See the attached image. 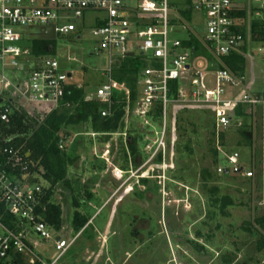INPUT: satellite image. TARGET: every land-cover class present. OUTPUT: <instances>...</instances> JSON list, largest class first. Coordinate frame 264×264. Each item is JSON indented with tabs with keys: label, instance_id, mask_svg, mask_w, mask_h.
Segmentation results:
<instances>
[{
	"label": "built area",
	"instance_id": "1",
	"mask_svg": "<svg viewBox=\"0 0 264 264\" xmlns=\"http://www.w3.org/2000/svg\"><path fill=\"white\" fill-rule=\"evenodd\" d=\"M89 11L105 13L93 34L99 39L100 49L110 56V65L93 99L106 105L101 111L104 117L112 116L114 105L125 101V128L113 134H120L127 143L130 117L146 124H150L149 119L162 123L160 135L146 145L149 157L142 159L143 163L166 162L170 133H176V118L182 109L211 110L220 132L229 131L235 118H242L237 116L240 106L245 113L249 107L254 115L258 107H264V89L254 88L252 51L257 45L264 58V0H0V201L13 217V226L0 218V264H57L78 236L64 238L62 229L57 231L45 221L39 208L46 187L36 181V176L42 175L30 172L29 162L36 163L26 160L28 153L22 154V143L16 142L19 134H5L1 124L11 122L22 101L40 115L60 108L72 84L73 73L69 76L57 58L37 56L31 46L23 44L29 38L23 28L45 26L68 34L78 29L79 21ZM195 11L204 22L203 32L190 23ZM254 21L259 22L256 38ZM183 30L186 37L180 36ZM193 37L201 43L200 48L185 43ZM200 51L214 59L211 65L215 69L205 70L201 62L196 64L193 57ZM137 52L143 56L151 53V65L139 71L133 99L129 85L114 77V63H122ZM234 52H242L250 60L243 73L225 66L223 57ZM210 74L215 78L213 87L207 80ZM223 156L229 164L218 165L220 173L255 177L256 169L240 164L238 151ZM114 174L123 177L124 171L116 169ZM34 233L54 241L60 250L56 258L49 261L41 256Z\"/></svg>",
	"mask_w": 264,
	"mask_h": 264
},
{
	"label": "rangeland",
	"instance_id": "2",
	"mask_svg": "<svg viewBox=\"0 0 264 264\" xmlns=\"http://www.w3.org/2000/svg\"><path fill=\"white\" fill-rule=\"evenodd\" d=\"M104 16L102 11H89L79 21L78 29L68 34H58L45 26L23 28L29 37L23 44L32 47L34 38L53 40L54 49L47 55L57 58L64 71L73 73L70 82L82 88L85 99L91 100L96 97L105 69L110 65L109 54L100 49L99 39L93 34ZM190 23L197 31L205 29L197 11ZM180 36L186 37V31ZM257 47L254 45L252 49L254 88L263 90L264 58ZM150 55L137 52L123 60L129 58L146 67L151 65ZM193 58L197 65L201 62L205 70L216 67L211 65L215 61L207 52L200 51ZM247 61L249 64L250 60ZM120 63L115 61V69ZM22 67L26 69V65ZM24 71L22 77H25ZM207 80L210 86H215L212 74ZM17 107L40 116L41 120L46 117L36 114L24 101ZM246 110L247 117L235 118L225 136V145H221L219 135L213 134L210 115L206 117L204 124L208 128L196 127L199 136L192 137L191 142L194 152L181 158L180 165L176 163L178 133L174 130L170 133L166 162L156 160L146 164L142 161L149 157L146 145L153 143L162 131L159 120L149 119L150 124H146L140 118L130 117L128 127L137 136L143 156L137 165L127 158L125 138L120 134L108 136L96 132L91 122L64 127L61 133L65 137L64 149L72 160L67 165V180L56 185L53 199L63 208L60 235L67 239L78 236L57 264H207L206 260L225 251L226 243L232 240L236 242L232 249L246 246L247 251H256L255 259L248 264H264V221L260 219L264 211L258 205L264 196V107H258L255 115L249 107ZM168 124L171 125L170 119ZM173 124L172 121V127ZM239 129L253 131L252 146L243 141ZM216 147L220 160L214 164L211 149ZM233 151L240 153V164L256 169L254 178L217 170L218 165L229 164L223 155ZM209 167L213 174L204 187L206 180L202 179V171ZM116 169L124 171L123 177L115 176ZM180 176L184 179L178 178ZM36 181L49 186L42 176H36ZM215 186H220L221 192H212ZM216 194H228L234 202L225 207L221 203L214 205L211 199ZM75 200L79 207L75 206ZM76 210L89 219L79 233L73 227ZM32 237L40 243L37 249L46 260L52 261L60 253L53 240H44L35 233ZM200 238L206 243L204 250L199 249ZM260 247L262 252H258ZM200 254H204V261H197L196 255ZM236 264H244V261H236Z\"/></svg>",
	"mask_w": 264,
	"mask_h": 264
},
{
	"label": "trees",
	"instance_id": "3",
	"mask_svg": "<svg viewBox=\"0 0 264 264\" xmlns=\"http://www.w3.org/2000/svg\"><path fill=\"white\" fill-rule=\"evenodd\" d=\"M186 15L190 17L189 12H186ZM252 27L253 34L255 35L256 32L259 31V22L254 21ZM185 43L195 45L197 48L201 47V43L196 37L187 40ZM32 49L33 53L37 55H47L53 51L54 42L49 38L34 39L32 41ZM223 61L225 66L234 72L243 73L246 70L247 59L242 52H234L225 56L223 57ZM142 68L143 67L136 61L128 58L122 61L114 72V77L117 80L126 82L129 85L133 99L137 96L138 74ZM173 87H176V83H173ZM68 103L69 105H67ZM105 106V104L98 100L85 99L83 89L79 88L76 84H71L61 107L47 113L43 120L39 118L40 116L29 114L25 110H15L11 116V122L9 124H1L5 134H19L16 142L18 144L22 143V154L25 155L28 153L29 155L26 157V160L36 163L32 165L29 162L30 172L41 173L42 177L49 182V186L45 188V195L42 199L39 212L45 221L57 231L63 228L64 219L62 205L55 202L53 199L55 187L59 183L67 180V165L68 162L72 160L69 154L66 153V150L60 147L64 137V134H61L62 130L69 125L91 122L96 132L106 133L108 136L113 133L122 132L125 128V101L118 102L114 105V113L112 116H102L101 111ZM209 115L213 120L211 124L213 134L219 135L221 145H225V136L228 131H217L216 119L211 110L182 109L178 112L176 119V131L178 133L176 140L177 165H180V159H183L187 153L192 154L194 152L191 142L193 139L192 137L199 136L196 127L199 125L207 129L208 126L204 124V121ZM237 116L242 118L247 117L243 106L237 109ZM238 133L246 144L250 146L253 145L254 133L252 130L247 131L239 129ZM123 145L125 146L127 158L129 160L131 159L132 162L137 165L142 154H140V149L138 147V138L131 130L129 131L127 143L123 141ZM211 151L214 155V164H216L220 160V152L217 147L211 149ZM159 160L161 159L159 158ZM211 169V167L204 168L202 171V179L206 180V182L203 183L204 187L208 186L207 182L212 177L213 173ZM178 178L184 179L182 176ZM211 191H215L216 193L221 192L220 186L213 187ZM211 200L214 205L221 203L223 207L234 202L228 194L221 196L217 195ZM75 206H80L76 200ZM222 212H225V210H222ZM0 218L8 225L13 226V217L9 211L5 209V205L1 201ZM88 222L89 219L86 215L78 210L74 212L73 227L78 233L86 227Z\"/></svg>",
	"mask_w": 264,
	"mask_h": 264
},
{
	"label": "crops",
	"instance_id": "4",
	"mask_svg": "<svg viewBox=\"0 0 264 264\" xmlns=\"http://www.w3.org/2000/svg\"><path fill=\"white\" fill-rule=\"evenodd\" d=\"M113 176H114V174H113ZM258 205L262 208L261 211H264V196L261 197ZM260 219H262L264 221V215L261 216ZM218 225H220V224L218 223L217 226ZM226 244H227L226 250L223 251L222 253H216L214 257L210 258V260H206V261H208L207 264H236V261H239V260L244 261V264H248L247 262H252L255 259L256 251L253 253L249 252V251H247L246 246L243 248L236 247L235 249H232L231 247L236 246L235 240H232L230 243H226ZM199 245H200L199 249L204 250L205 249L204 246L206 245V243L201 241V238H200L199 239ZM262 246H264V244ZM259 251L262 252L263 248L260 247L258 252ZM202 255H204V254L196 255L197 261H198V259L202 260V257H203ZM202 261H204V260H202Z\"/></svg>",
	"mask_w": 264,
	"mask_h": 264
},
{
	"label": "water",
	"instance_id": "5",
	"mask_svg": "<svg viewBox=\"0 0 264 264\" xmlns=\"http://www.w3.org/2000/svg\"><path fill=\"white\" fill-rule=\"evenodd\" d=\"M130 55H132V53H130ZM71 75H72V74L70 73L69 76H71ZM30 181H31V179H30Z\"/></svg>",
	"mask_w": 264,
	"mask_h": 264
},
{
	"label": "flooded vegetation",
	"instance_id": "6",
	"mask_svg": "<svg viewBox=\"0 0 264 264\" xmlns=\"http://www.w3.org/2000/svg\"><path fill=\"white\" fill-rule=\"evenodd\" d=\"M196 239V238H195Z\"/></svg>",
	"mask_w": 264,
	"mask_h": 264
}]
</instances>
